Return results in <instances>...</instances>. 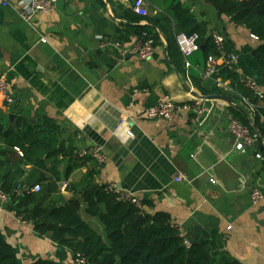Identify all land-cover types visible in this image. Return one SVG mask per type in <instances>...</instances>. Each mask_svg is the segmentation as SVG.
Segmentation results:
<instances>
[{
	"label": "crops",
	"instance_id": "0c3cea01",
	"mask_svg": "<svg viewBox=\"0 0 264 264\" xmlns=\"http://www.w3.org/2000/svg\"><path fill=\"white\" fill-rule=\"evenodd\" d=\"M135 1L60 0L50 11L27 21L29 0H0V78L10 82L15 99L9 106L0 93V114L8 127L15 124L20 109L31 122L46 114L60 125V142L67 148L78 152L99 145L106 155L100 169L89 158L66 177L71 159L61 154L59 178L43 168L22 164L27 172L21 181H28L31 172L48 178L44 185L39 184L38 192L35 183L21 187L34 192L49 211L54 203L59 206L79 200L81 217L105 236L101 222L87 212L80 193L97 168L94 182L116 184L121 191L134 194L141 214L165 212L191 245L207 241L213 264L231 259L264 264V202L254 204L251 198L255 187L264 191V142L237 150L229 131L233 107L250 123L253 112L234 89L218 87V94L232 96L236 104L207 99L211 94L203 89L215 87L214 79L203 76L208 60L203 62L197 50L189 56L191 66H187L177 47L166 1L145 0L146 15L136 13ZM182 1L191 4V11L209 31L227 36L228 52L238 56V73L255 80L264 93L263 71L254 54L259 38L211 3ZM134 13L142 17L136 18ZM166 23L167 29L161 28ZM127 32H131L128 40H121L126 45L135 35L156 34L153 56L147 60L122 58L114 46L101 48L103 37L119 39ZM165 96L192 106L179 111L173 120L141 115ZM196 99L209 111L202 123L193 106ZM123 115L135 118L129 123L133 137L127 136L126 127L116 131ZM20 156L16 148L0 142V159L18 162ZM10 168L12 164H5L0 169ZM180 173L190 181H176ZM64 181L72 189L64 191ZM11 205L9 197H0V228L16 248L21 264H32L38 258L79 264L72 249L57 243L51 233H38L35 222L23 220Z\"/></svg>",
	"mask_w": 264,
	"mask_h": 264
},
{
	"label": "trees",
	"instance_id": "16d2710c",
	"mask_svg": "<svg viewBox=\"0 0 264 264\" xmlns=\"http://www.w3.org/2000/svg\"><path fill=\"white\" fill-rule=\"evenodd\" d=\"M165 1L174 22V34L185 32L188 35H198L199 49L196 53L203 62H207L212 54L221 55L214 41L213 31H209L205 22L198 21L191 11L190 3L182 0ZM204 1L216 6L221 14L229 16L234 23L246 27L259 38L256 58L259 68L264 72V0ZM134 16L142 17L135 13ZM167 25L169 24L160 26L167 29ZM135 32H138V29ZM151 33L156 39L157 35ZM130 35L131 32L123 33L119 40L127 41ZM229 45L231 44L227 38L224 47L227 52L230 49ZM215 77L230 80L231 88L240 93L243 100L246 99L254 105L253 123L242 117L234 107L233 111L242 122L258 131L260 143L264 142V102L259 94L246 85L247 79L238 73L237 67L232 68L223 63L219 65V72ZM212 83L215 87L207 88L208 90L205 88L203 91L206 94L220 93L215 80H212ZM60 134V125L46 114L39 116L36 122H31L27 112L20 109L15 124L11 127H8L7 121L0 114V142L4 141L9 147L19 148L23 152L18 162L0 159V168L5 164L13 165L10 169H0V189L9 196L11 206L18 216L23 220L35 222L34 228L38 233H51L57 243L73 250L75 258L81 254L89 264H213L208 253L207 241L187 246L185 237L172 225L171 216L165 212L144 213V218L139 220L141 209L131 202L119 200L116 193L107 191V186H100L94 182L93 175L99 170L97 168L80 189V193L83 201L87 203V212L101 222L105 236H101L81 217L79 200L65 201L62 206L54 203L51 211L44 208L34 192L27 193L21 186L26 184L29 188L31 183L44 185L48 177L29 172L28 181L23 182L21 179L27 170L20 166L32 164L34 169L43 168L59 178L61 154L70 156L71 159L65 172L66 177L89 160L87 157H79L74 147L67 148L61 143ZM18 188H22L21 193H18ZM67 188L72 189L70 186ZM0 264H21L16 248L9 243L1 228ZM32 264L61 263L38 258ZM222 264L241 263L231 259Z\"/></svg>",
	"mask_w": 264,
	"mask_h": 264
},
{
	"label": "built area",
	"instance_id": "2783aa9c",
	"mask_svg": "<svg viewBox=\"0 0 264 264\" xmlns=\"http://www.w3.org/2000/svg\"><path fill=\"white\" fill-rule=\"evenodd\" d=\"M60 0H29V11L24 16L27 21H30L40 12H48L53 9L56 4ZM4 4H7V1H4ZM134 10L136 13L140 15H146L147 10L145 8V0H136L134 3ZM214 41L221 51V55L217 56L212 54L208 58L207 68L203 72L204 78L214 79L217 87L229 90H232L230 83L228 81L223 80L221 77H215L219 72V65L225 63L230 67H236V63L238 60V56L235 52H227L224 50L226 36L218 31H214L213 33ZM258 38V37H257ZM175 39L178 45L180 52L186 58L187 66H191V62L189 61V56L194 54L199 49L198 44V35H188L185 32H178L175 34ZM42 41H45L46 38H41ZM101 48H108L109 46H114L119 50L120 57H128V56H136L142 60H147L153 56L156 51V39L152 35H135L132 39L131 44L126 45L123 41L110 38L103 37L100 44ZM246 85L255 91L261 97V100L264 102V93L261 92L258 88V84L253 79H247ZM0 93L4 95L6 98L7 104L9 106L15 103V99L11 93V85L10 82L4 76L0 78ZM244 101L250 106L251 111L255 112V107L252 103L248 102L246 99ZM192 104H179L175 102L171 97L165 96L161 99L156 105L146 108L141 115L148 119H156V118H164L166 120H173L177 113L183 109H190ZM193 106L199 116L197 121L202 123L206 115L208 114V109L202 100L196 99L193 102ZM130 120L134 121L135 118L128 117L123 115L120 118L118 125L116 126V131H120L122 128L126 127L127 136L133 137L134 134L129 128ZM230 125L229 131L234 139V146L237 150H246L252 148L260 143V134L258 131L253 129L250 125L245 124L238 117L234 115H230ZM20 155L23 156V152L16 148ZM77 155L81 158H93L96 160L98 168L100 169L102 165L106 161V155L103 151V148L99 145L93 146L91 148H83L77 152ZM257 157L263 158L261 153H257ZM176 181H190L188 176L184 173H180L176 177ZM68 182L64 181L62 184V189L64 191L67 190ZM34 190L36 192L41 190V186L39 184L34 186ZM108 192H113L117 194L119 200H124L131 202L132 204L139 207L138 198L129 192H123L116 184H110L107 186ZM22 192V188H18V193ZM0 197L7 199L9 196L0 189ZM252 201L254 204H258L260 202H264V191L261 187H255L252 191L251 195ZM231 228V226H229ZM187 246H191V244L185 240ZM75 260L79 264H89L87 259L83 257L81 254H78Z\"/></svg>",
	"mask_w": 264,
	"mask_h": 264
},
{
	"label": "water",
	"instance_id": "95a60500",
	"mask_svg": "<svg viewBox=\"0 0 264 264\" xmlns=\"http://www.w3.org/2000/svg\"><path fill=\"white\" fill-rule=\"evenodd\" d=\"M254 54L255 55L257 54L256 50H254ZM262 76H264V72H263ZM206 98L207 99H219V100L227 101V102H229L231 104H236V100L232 96L227 95V94H218V93H215V94H211L209 96H206ZM11 118L13 120L14 119V116L12 115ZM59 206H62V204H59ZM143 218H144V215L143 214H140L139 217H138L139 220H142Z\"/></svg>",
	"mask_w": 264,
	"mask_h": 264
}]
</instances>
